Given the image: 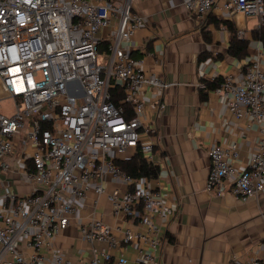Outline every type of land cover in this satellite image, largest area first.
<instances>
[{
    "label": "built area",
    "instance_id": "1",
    "mask_svg": "<svg viewBox=\"0 0 264 264\" xmlns=\"http://www.w3.org/2000/svg\"><path fill=\"white\" fill-rule=\"evenodd\" d=\"M181 2L201 19L227 11L255 17L260 27L264 25V0ZM143 23L133 0H0V101L10 98L14 106L9 113L0 111V171L11 169L6 159L21 149L31 159L25 175L32 185L27 194H11L0 206V264H75L52 241L91 190L97 196L106 192L108 176L132 186L122 194L106 193L116 213L145 226L144 231L126 228L121 241L137 239L142 245L133 260L124 254L114 256L110 248L121 241L110 224L93 215L79 224L82 237L91 243L89 264L158 263L163 238L156 219L172 214L174 207L165 203L160 190L139 185L115 163L130 148L153 158L158 129L152 120L142 118L147 87L157 89L158 112L167 105L162 97L164 76L147 72L144 59L134 58L128 50ZM245 34L244 29L237 32L240 38ZM258 47L246 57L243 79L225 75L218 90L236 116L262 127L260 40ZM115 87L122 88L130 109L114 101ZM208 153L209 190L230 191L242 200L264 192V139L243 167L237 164V141L226 146L213 143ZM22 237L33 248L31 254L20 248ZM103 242L109 247L96 245ZM45 249L52 254H45ZM251 264H264V256Z\"/></svg>",
    "mask_w": 264,
    "mask_h": 264
},
{
    "label": "crops",
    "instance_id": "2",
    "mask_svg": "<svg viewBox=\"0 0 264 264\" xmlns=\"http://www.w3.org/2000/svg\"><path fill=\"white\" fill-rule=\"evenodd\" d=\"M133 8L144 23L132 35L128 50L134 58L144 59L147 72L161 73L167 83L162 92L166 108L157 111V89L150 85L142 114L158 129L153 158L148 160L143 154L159 172L153 178H137L139 185L160 190L165 203L174 207L172 214L156 219L163 238L157 264H251L252 259L264 256V192L242 200L230 191L217 194L209 190L207 179L211 164L208 150L213 143L226 146L237 141V164L243 167L264 139V122L260 127L236 116L218 90L225 75H232L236 81L243 79L246 57L259 50L260 39L253 36L260 28L258 20L227 11H214L201 19L181 0H133ZM229 23L237 32L245 30L248 55L239 57L230 52ZM138 149L130 148L117 159L131 158ZM23 152L18 149L7 157L11 169L0 171V206L10 200L11 194L21 196L32 190L25 175L31 159ZM104 184L106 192L118 194L132 188L110 176ZM106 192L97 196L91 190L69 225L54 236L53 246L61 247L75 264H89L91 243L82 237L79 224L93 215L110 224L120 241L126 228L145 230L135 219L116 213ZM96 245L109 247L106 242ZM141 245L137 239L121 241L110 251L133 260ZM20 248L26 254L33 252L26 237L21 238ZM44 253L52 254L50 249Z\"/></svg>",
    "mask_w": 264,
    "mask_h": 264
},
{
    "label": "trees",
    "instance_id": "3",
    "mask_svg": "<svg viewBox=\"0 0 264 264\" xmlns=\"http://www.w3.org/2000/svg\"><path fill=\"white\" fill-rule=\"evenodd\" d=\"M229 25L231 29L230 52L239 57L248 55L249 39L238 37L234 25L231 23H229ZM253 36L254 38H259L264 42V25H262L258 30H255L253 32ZM113 90L114 101L117 104H124L125 107L130 109V104L125 100V93L122 88L115 87ZM115 163L136 178H153L156 177L159 172L158 166L149 162L140 149H138L131 158L116 159Z\"/></svg>",
    "mask_w": 264,
    "mask_h": 264
},
{
    "label": "rangeland",
    "instance_id": "4",
    "mask_svg": "<svg viewBox=\"0 0 264 264\" xmlns=\"http://www.w3.org/2000/svg\"><path fill=\"white\" fill-rule=\"evenodd\" d=\"M104 57L102 54L99 55V63H104ZM3 97L0 93V98ZM13 102L10 98H4L0 101V111H3L5 113H9L13 110Z\"/></svg>",
    "mask_w": 264,
    "mask_h": 264
}]
</instances>
